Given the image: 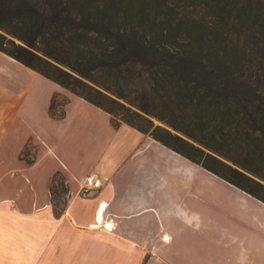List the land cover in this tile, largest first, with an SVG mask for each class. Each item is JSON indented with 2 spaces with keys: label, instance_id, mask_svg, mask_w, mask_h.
Masks as SVG:
<instances>
[{
  "label": "crops",
  "instance_id": "0c3cea01",
  "mask_svg": "<svg viewBox=\"0 0 264 264\" xmlns=\"http://www.w3.org/2000/svg\"><path fill=\"white\" fill-rule=\"evenodd\" d=\"M44 77L0 49V264H264V200L74 96L38 114ZM89 172L103 183L85 195Z\"/></svg>",
  "mask_w": 264,
  "mask_h": 264
},
{
  "label": "trees",
  "instance_id": "16d2710c",
  "mask_svg": "<svg viewBox=\"0 0 264 264\" xmlns=\"http://www.w3.org/2000/svg\"><path fill=\"white\" fill-rule=\"evenodd\" d=\"M0 49L264 200V0H0Z\"/></svg>",
  "mask_w": 264,
  "mask_h": 264
},
{
  "label": "rangeland",
  "instance_id": "374dc122",
  "mask_svg": "<svg viewBox=\"0 0 264 264\" xmlns=\"http://www.w3.org/2000/svg\"><path fill=\"white\" fill-rule=\"evenodd\" d=\"M35 89L37 91V94L41 96V98H38L39 101L37 104H31L30 107L32 108H41V112L38 114L43 115V109L48 108L45 104V98L50 93L54 92V95L52 97L53 101V108L56 112L60 113L63 108H66L67 104L69 103V100L71 96H74L72 99V102L68 104L67 108H101L88 100H85L81 96H77L78 94L74 92L72 89L67 88L65 86H62L58 82L49 79V78H41L35 82ZM77 94V95H76ZM29 106V102L27 104ZM122 116V113H119L114 119L118 120ZM33 120V116H32ZM156 122H160L158 119H155ZM20 127H24L22 122L20 121ZM25 129V128H23ZM33 145H28L23 153V155L29 157L31 151L33 150ZM34 151V150H33ZM54 187V197L56 202L59 206H62L64 202L67 200V191L65 190V183L63 182V177L61 174L56 175L55 180L53 182Z\"/></svg>",
  "mask_w": 264,
  "mask_h": 264
},
{
  "label": "built area",
  "instance_id": "2783aa9c",
  "mask_svg": "<svg viewBox=\"0 0 264 264\" xmlns=\"http://www.w3.org/2000/svg\"><path fill=\"white\" fill-rule=\"evenodd\" d=\"M103 183L102 178L95 172L86 174L81 192L85 195L92 194Z\"/></svg>",
  "mask_w": 264,
  "mask_h": 264
}]
</instances>
